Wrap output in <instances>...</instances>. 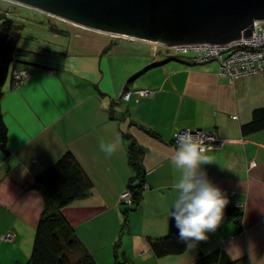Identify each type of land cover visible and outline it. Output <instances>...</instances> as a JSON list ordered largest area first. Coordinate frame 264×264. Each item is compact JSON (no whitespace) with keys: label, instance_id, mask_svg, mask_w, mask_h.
<instances>
[{"label":"crops","instance_id":"crops-1","mask_svg":"<svg viewBox=\"0 0 264 264\" xmlns=\"http://www.w3.org/2000/svg\"><path fill=\"white\" fill-rule=\"evenodd\" d=\"M58 30L56 52L44 64L20 58L3 86L8 155L0 152V264H27L43 208L31 184L65 152L72 153L92 188L62 213L96 264H194L214 251L218 264H264V130L247 137L240 132L252 111L264 108V73L230 82L214 63L193 65L188 58L163 63L165 52L155 45L70 24ZM19 70L29 77L12 91L11 74ZM123 92L131 94L128 101ZM181 130L217 135L220 145L208 153L214 163L202 170L226 194L225 209L241 208L242 219L223 220L207 241L179 256L157 258L148 239L169 229L180 175L171 163L172 142ZM124 135L145 151L149 187L125 224L119 196L135 172ZM117 136L120 146L108 156L100 142Z\"/></svg>","mask_w":264,"mask_h":264},{"label":"trees","instance_id":"trees-1","mask_svg":"<svg viewBox=\"0 0 264 264\" xmlns=\"http://www.w3.org/2000/svg\"><path fill=\"white\" fill-rule=\"evenodd\" d=\"M20 30V27L15 25L13 21L5 18L4 15H0V58L14 65L21 60L20 58L32 55L31 52L17 49L21 39ZM51 30L55 33H62L56 28ZM164 57L163 63L188 58L176 56L170 53L169 50L165 52ZM190 63L192 64V62ZM7 73L5 80L0 82V152L6 156L8 155L7 129L1 113V100ZM263 130L264 108L254 109L250 121L240 127L241 135L244 137L254 135ZM144 131L149 136L156 138L153 132ZM123 137L127 142L126 152L129 167L135 172V176L129 180L127 187L123 191L130 192L131 206L127 207L119 202L125 224L127 214L137 207L143 192L148 190L149 187L145 184L144 169L142 167V158L145 151L139 147L130 135H124ZM145 186H147V189L144 188ZM31 188L41 195L43 208L34 232L27 264H96L93 256L75 234L74 229L62 213L63 208L67 205L76 200L87 198L92 188L91 181L72 153L65 152L51 166L39 172L34 177ZM5 203L9 204V202ZM241 219V208L233 207L224 210V221L231 220L239 224ZM148 243L151 253L157 258L179 256L188 249L187 244L179 240V230L176 228L175 220L171 216L167 234L155 239L149 238ZM117 247L118 245H115V248ZM217 261V252L214 251L206 256L199 257L194 264H218Z\"/></svg>","mask_w":264,"mask_h":264},{"label":"water","instance_id":"water-1","mask_svg":"<svg viewBox=\"0 0 264 264\" xmlns=\"http://www.w3.org/2000/svg\"><path fill=\"white\" fill-rule=\"evenodd\" d=\"M9 2V0H4ZM95 33L161 47L225 45L252 37L264 0H11ZM10 63L0 58V82Z\"/></svg>","mask_w":264,"mask_h":264},{"label":"clouds","instance_id":"clouds-1","mask_svg":"<svg viewBox=\"0 0 264 264\" xmlns=\"http://www.w3.org/2000/svg\"><path fill=\"white\" fill-rule=\"evenodd\" d=\"M176 144L171 163L180 175L174 185L176 196L170 216L179 230V240L191 249L196 243L207 241L208 233L220 227L229 200L202 170L203 165L214 163L206 138L201 133L184 131L176 136ZM119 146V136L111 143L100 142L101 150L108 156Z\"/></svg>","mask_w":264,"mask_h":264},{"label":"built area","instance_id":"built-area-1","mask_svg":"<svg viewBox=\"0 0 264 264\" xmlns=\"http://www.w3.org/2000/svg\"><path fill=\"white\" fill-rule=\"evenodd\" d=\"M179 56H189L195 63L217 62L219 65L218 74L221 77H227L230 82L238 79H247L254 74L264 72V23L254 24L252 37L240 39L231 43V48L225 45H193V46H177L173 47ZM24 79L28 73L22 71ZM20 74V73H19ZM18 76H14V83L20 86ZM20 89V88H19ZM129 95L125 96L128 100ZM184 131L181 130L176 136ZM194 135L201 133L206 138V144L209 149L218 147L219 139L214 133H207L201 130L191 131ZM176 136L173 139V146L177 147ZM147 189V186L144 187ZM120 204L130 207L131 195L129 191H125L120 195ZM9 239V236L6 237Z\"/></svg>","mask_w":264,"mask_h":264},{"label":"rangeland","instance_id":"rangeland-1","mask_svg":"<svg viewBox=\"0 0 264 264\" xmlns=\"http://www.w3.org/2000/svg\"><path fill=\"white\" fill-rule=\"evenodd\" d=\"M0 15H4L5 18L13 21L15 25L20 27L21 39L19 41L17 49L31 52L32 55L30 56L32 58H36L37 60L42 62V64H44L45 60L48 59V57L52 56L53 53L56 52L54 43L56 42V39H59V36H55V34H53L55 32H53L51 29L56 28V29L66 30V26L69 25L68 23L60 21L56 18L50 17L43 13L4 0H0ZM109 37L111 39L120 40L116 37H112V36ZM157 47H159L161 51L163 50L164 52L168 51V49L164 47H160V46ZM49 52H52V54H50ZM13 65L14 64L11 63L8 68L6 81L9 79L10 73L14 68ZM24 71L27 72L26 70ZM22 73H23L22 71L12 72L11 80H10V89L12 91L19 90V88H21L24 85L25 81L28 79L29 74L24 79ZM263 73L264 72L257 74H263ZM14 76L15 77L18 76L17 79L20 80V86L21 84H23L21 87L18 88L17 84L14 83L13 80ZM123 93H122V97L124 98L125 95L123 96Z\"/></svg>","mask_w":264,"mask_h":264},{"label":"bare ground","instance_id":"bare-ground-1","mask_svg":"<svg viewBox=\"0 0 264 264\" xmlns=\"http://www.w3.org/2000/svg\"><path fill=\"white\" fill-rule=\"evenodd\" d=\"M256 24V23H255ZM231 43L232 42H229V43H227V47L228 48H231ZM161 47V46H160ZM164 48H166V47H164ZM172 48L173 47H170V48H166V49H168L169 51H170V53H172V54H174V55H176V56H179L178 55V53H176L175 52V50H172ZM184 57H188L189 58V60H190V62H192V64L193 65H205V64H210V63H215L217 66H218V71H219V65H218V63L217 62H205V63H195V62H193L192 61V59L189 57V56H184ZM225 78H227V77H225ZM228 79V78H227ZM126 96V95H129V98H128V100L130 99V93L129 92H126L125 94H123V96ZM136 95H138L139 97H145V96H149V95H151V93H149V92H138ZM124 100L125 101H127L126 99H125V97H124Z\"/></svg>","mask_w":264,"mask_h":264}]
</instances>
